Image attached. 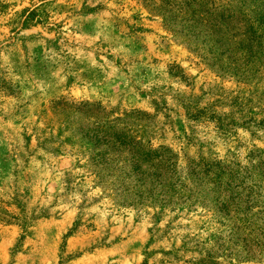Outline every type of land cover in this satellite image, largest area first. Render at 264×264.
I'll return each instance as SVG.
<instances>
[{
    "label": "rangeland",
    "instance_id": "rangeland-1",
    "mask_svg": "<svg viewBox=\"0 0 264 264\" xmlns=\"http://www.w3.org/2000/svg\"><path fill=\"white\" fill-rule=\"evenodd\" d=\"M175 4L0 0V264H264L262 175L234 201L206 184L205 207L156 222L118 211L78 164L77 125L99 107L148 114L147 138L184 164L248 167L264 150V62L222 71Z\"/></svg>",
    "mask_w": 264,
    "mask_h": 264
},
{
    "label": "trees",
    "instance_id": "trees-1",
    "mask_svg": "<svg viewBox=\"0 0 264 264\" xmlns=\"http://www.w3.org/2000/svg\"><path fill=\"white\" fill-rule=\"evenodd\" d=\"M173 1L179 13L190 16L191 30L199 28L208 44H217L213 55L223 61L222 71L247 75L264 62V0ZM87 112L92 117L76 129L81 141L78 164L118 211L154 210L158 222L166 211L205 207L206 184L210 192H231L234 201V194L244 189L245 177L257 173L264 179V150L251 152L248 167L237 160L204 157H189L184 164L172 147H156L147 138L148 129L139 120L148 114L131 111L109 117L100 107ZM252 188L247 184L245 189Z\"/></svg>",
    "mask_w": 264,
    "mask_h": 264
}]
</instances>
